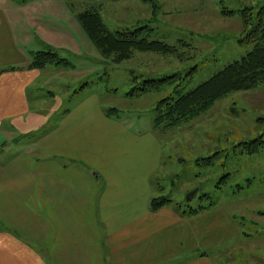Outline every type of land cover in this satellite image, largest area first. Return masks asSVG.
Returning a JSON list of instances; mask_svg holds the SVG:
<instances>
[{"label": "rangeland", "instance_id": "obj_1", "mask_svg": "<svg viewBox=\"0 0 264 264\" xmlns=\"http://www.w3.org/2000/svg\"><path fill=\"white\" fill-rule=\"evenodd\" d=\"M1 1L28 58L27 66L7 70H28L34 54L49 51L72 66H49L33 82L28 90L32 112L9 131L12 136L6 141L7 151H31L78 101L75 93L83 89L84 96L100 99L105 117L152 136L158 143L154 144L161 147V169L152 180L154 199H170L169 206L181 215L207 208L200 214L204 217L215 206L218 212L228 213L219 236L231 235L208 247L214 264H264V152L249 156L237 148L264 135V85L232 94L209 112L176 127L155 125L162 100L195 90L251 51L252 46L242 42L245 34L240 13L251 8L256 14L264 0ZM153 4L158 6L156 11ZM91 8L100 13L112 33L148 27L152 30L145 34L149 41L165 43L174 52L136 51L121 64L105 59L77 25L78 14ZM223 10L236 14L223 16ZM175 76L173 83L160 90L129 96L145 81ZM139 146L138 150L146 151L148 143Z\"/></svg>", "mask_w": 264, "mask_h": 264}, {"label": "crops", "instance_id": "obj_2", "mask_svg": "<svg viewBox=\"0 0 264 264\" xmlns=\"http://www.w3.org/2000/svg\"><path fill=\"white\" fill-rule=\"evenodd\" d=\"M1 4L0 70L27 66ZM47 69L0 76V264H214L208 247L231 235L219 236L228 213L152 212L161 147L105 117L97 96L76 92L31 151H7L9 131L32 112L28 90Z\"/></svg>", "mask_w": 264, "mask_h": 264}, {"label": "trees", "instance_id": "obj_3", "mask_svg": "<svg viewBox=\"0 0 264 264\" xmlns=\"http://www.w3.org/2000/svg\"><path fill=\"white\" fill-rule=\"evenodd\" d=\"M153 9L156 11L158 6L153 4ZM235 14V11H222V15L227 17H233ZM240 14L243 22V33L245 34L242 42L251 45V51L241 60L216 73L195 90L181 95L177 99L162 100L157 108V118L155 119L157 127L173 128L183 122L194 120L209 112L217 102L224 98L235 93L250 92L264 85V6L256 14L251 8L241 11ZM78 21L102 56L105 59L113 58L117 64L132 59L136 51L160 55H169L174 52V48L165 43L149 41L145 34L152 32V30L148 27L139 28L135 31L127 30L112 33L100 13L94 8L78 14ZM49 66L72 67L67 60H63L56 53L49 51L34 54L29 69L43 70ZM14 70H0V76L7 71ZM174 79L176 76L162 81H145L141 88L132 90L129 96L160 90L164 85L173 83ZM237 148L245 155L261 154L264 152V135L253 141L242 143ZM205 198L210 200L208 196ZM170 203L171 200L165 197L153 198L150 209L152 212H157L165 206H169ZM212 206H214L213 203L210 207ZM206 210L207 208L192 210L184 213L183 216H197Z\"/></svg>", "mask_w": 264, "mask_h": 264}, {"label": "water", "instance_id": "obj_4", "mask_svg": "<svg viewBox=\"0 0 264 264\" xmlns=\"http://www.w3.org/2000/svg\"><path fill=\"white\" fill-rule=\"evenodd\" d=\"M195 196H196V193L190 195V197L188 198V200H192Z\"/></svg>", "mask_w": 264, "mask_h": 264}]
</instances>
